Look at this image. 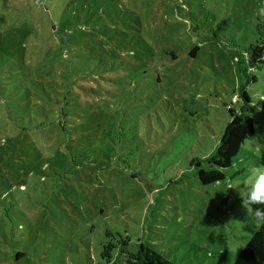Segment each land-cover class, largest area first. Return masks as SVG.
<instances>
[{"label":"rangeland","instance_id":"1","mask_svg":"<svg viewBox=\"0 0 264 264\" xmlns=\"http://www.w3.org/2000/svg\"><path fill=\"white\" fill-rule=\"evenodd\" d=\"M260 42L264 0H0V264L142 246L232 264L264 210L244 200L264 166ZM242 90L254 133L203 185Z\"/></svg>","mask_w":264,"mask_h":264},{"label":"trees","instance_id":"2","mask_svg":"<svg viewBox=\"0 0 264 264\" xmlns=\"http://www.w3.org/2000/svg\"><path fill=\"white\" fill-rule=\"evenodd\" d=\"M247 62L251 68L260 64L264 65V42L250 46ZM241 97L243 105L238 111L232 107L227 108L229 121L214 154L207 159L210 169H198V179L203 185L224 178L222 169L231 165L232 159L238 154L244 141L254 133L253 119L245 113L249 104V97L245 90L241 91ZM196 165L199 166V162L196 161ZM127 261L129 264H175L159 252L144 246L131 254ZM232 264H264V224H260L240 249Z\"/></svg>","mask_w":264,"mask_h":264},{"label":"clouds","instance_id":"3","mask_svg":"<svg viewBox=\"0 0 264 264\" xmlns=\"http://www.w3.org/2000/svg\"><path fill=\"white\" fill-rule=\"evenodd\" d=\"M249 184L250 186L245 191V203H247L249 207L258 204L264 205V166L252 168ZM249 220L258 224H264V210L259 208L254 211L252 210Z\"/></svg>","mask_w":264,"mask_h":264},{"label":"built area","instance_id":"4","mask_svg":"<svg viewBox=\"0 0 264 264\" xmlns=\"http://www.w3.org/2000/svg\"><path fill=\"white\" fill-rule=\"evenodd\" d=\"M232 102H233V103H236V99H233Z\"/></svg>","mask_w":264,"mask_h":264}]
</instances>
